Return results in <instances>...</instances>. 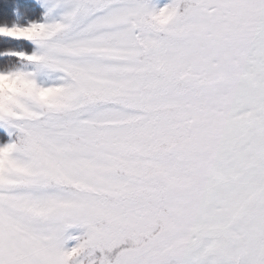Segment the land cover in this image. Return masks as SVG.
I'll return each mask as SVG.
<instances>
[{
	"label": "snow or ice",
	"instance_id": "6c2138e0",
	"mask_svg": "<svg viewBox=\"0 0 264 264\" xmlns=\"http://www.w3.org/2000/svg\"><path fill=\"white\" fill-rule=\"evenodd\" d=\"M0 264H264V0L0 3Z\"/></svg>",
	"mask_w": 264,
	"mask_h": 264
},
{
	"label": "trees",
	"instance_id": "16d2710c",
	"mask_svg": "<svg viewBox=\"0 0 264 264\" xmlns=\"http://www.w3.org/2000/svg\"><path fill=\"white\" fill-rule=\"evenodd\" d=\"M19 2V0H0V3L3 4L4 10L8 16H11L12 9Z\"/></svg>",
	"mask_w": 264,
	"mask_h": 264
}]
</instances>
